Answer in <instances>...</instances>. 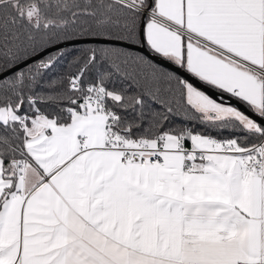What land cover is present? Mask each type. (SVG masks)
<instances>
[{"label":"snow or ice","instance_id":"1","mask_svg":"<svg viewBox=\"0 0 264 264\" xmlns=\"http://www.w3.org/2000/svg\"><path fill=\"white\" fill-rule=\"evenodd\" d=\"M0 264H264V0H0Z\"/></svg>","mask_w":264,"mask_h":264}]
</instances>
